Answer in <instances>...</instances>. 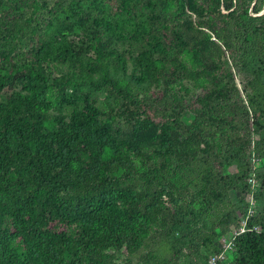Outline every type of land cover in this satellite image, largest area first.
I'll use <instances>...</instances> for the list:
<instances>
[{
  "label": "trees",
  "instance_id": "1",
  "mask_svg": "<svg viewBox=\"0 0 264 264\" xmlns=\"http://www.w3.org/2000/svg\"><path fill=\"white\" fill-rule=\"evenodd\" d=\"M187 8L196 20L179 19ZM263 9L0 0V65L21 85L0 97V264H118L124 249L138 264H208L248 216L231 193L252 192L251 158H264ZM19 42L27 55L8 61ZM57 87L105 91L114 106L56 114ZM225 264H264V233L239 235Z\"/></svg>",
  "mask_w": 264,
  "mask_h": 264
},
{
  "label": "rangeland",
  "instance_id": "2",
  "mask_svg": "<svg viewBox=\"0 0 264 264\" xmlns=\"http://www.w3.org/2000/svg\"><path fill=\"white\" fill-rule=\"evenodd\" d=\"M7 1V0H5ZM47 2L52 0H46ZM202 1V0H201ZM5 7V6H4ZM221 10L225 13L228 11L225 10L223 7H221ZM264 11V9H263ZM261 13H263L261 11ZM255 15V14H254ZM179 19H182V21L187 20H196V16L194 15V12L190 8L186 9V13L181 12L179 14ZM168 22L171 19H166ZM172 23H175L174 21H171ZM178 24V22H176ZM14 47V46H12ZM27 48L25 42H19L16 44L15 48H12V55L13 57L8 60L10 62L16 63V60L23 58L24 55H27ZM187 59V56H185ZM190 57H188L189 59ZM1 62L3 63V56L1 57ZM8 72L4 69L3 65H0V83L4 85L2 88V92H0V97L7 95L11 92L12 89H20L21 85L19 84V80H14L11 77H8ZM184 94V92H183ZM47 99L49 103L51 104V111L56 113L58 112V109H63L65 112L68 111V109H73L75 104H81L85 103L87 100L91 102H95L97 105L102 106L103 108L110 110L111 107L114 106L113 98H108V93L105 91H99V92H92L89 89L81 88L78 90H71V89H62V88H52L47 92ZM1 101V98H0ZM110 102V107L107 105ZM117 113V111H115ZM117 117L121 121H127L124 120L119 114H117ZM174 125L177 127V129H181L183 127V123L181 121H175ZM138 170L141 173L145 172V167L142 166L141 162L138 160ZM252 162V173L251 175L256 177L257 175L264 174V158L261 159H251ZM234 168H232L233 170ZM149 175V173H147ZM173 179H175L179 184H182V174L178 171L177 173H174L172 175ZM257 182H260L257 179ZM252 192L246 194L242 197V200L236 195L235 192L231 193V198L233 203L238 204L239 207H246L247 205V215L254 217L255 215L259 213H263L264 211V197L256 198V196L253 195V187ZM193 189L190 188L187 191V194L185 195V199H189L192 196ZM261 193V188H257V190L254 191V194ZM167 200V198H165ZM240 214V211H238ZM241 215V214H240ZM242 221L245 219L242 215L240 216ZM243 226L240 224L239 226H236V229H240ZM117 263L118 264H138L136 259L130 258L128 256L127 251L124 249L121 252L117 254Z\"/></svg>",
  "mask_w": 264,
  "mask_h": 264
},
{
  "label": "built area",
  "instance_id": "3",
  "mask_svg": "<svg viewBox=\"0 0 264 264\" xmlns=\"http://www.w3.org/2000/svg\"><path fill=\"white\" fill-rule=\"evenodd\" d=\"M251 159L255 161V159L258 158H256L254 155L252 156ZM249 183L253 187V195H254V191L257 190V188H259L260 184L259 182H257L256 177L252 175L249 178ZM249 217L251 216H247L245 219H243V221H241V224L243 222V226L240 229H236L237 225H232L230 227V230L221 237L219 242L221 250L209 256L208 264H225L228 257L233 252L236 251V239L238 238L239 235L246 232L247 230L264 233V229L260 225H255L252 229L247 228V221Z\"/></svg>",
  "mask_w": 264,
  "mask_h": 264
}]
</instances>
